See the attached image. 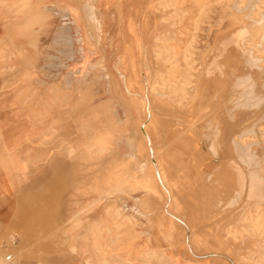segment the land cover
Returning <instances> with one entry per match:
<instances>
[{"label": "rangeland", "instance_id": "1", "mask_svg": "<svg viewBox=\"0 0 264 264\" xmlns=\"http://www.w3.org/2000/svg\"><path fill=\"white\" fill-rule=\"evenodd\" d=\"M97 4L0 0V247L264 264V0Z\"/></svg>", "mask_w": 264, "mask_h": 264}, {"label": "crops", "instance_id": "2", "mask_svg": "<svg viewBox=\"0 0 264 264\" xmlns=\"http://www.w3.org/2000/svg\"><path fill=\"white\" fill-rule=\"evenodd\" d=\"M97 1H98V4L96 6H97V11L100 13L99 16H102V17L124 16V15L112 14L115 11V9H112V7L113 8L118 7L119 0L116 3L114 2L109 3V0H97ZM3 193L5 192L0 191V194H3ZM150 240L155 242L156 240H161V239H160V236H155L154 234H152ZM162 250L163 252H166L165 258L167 259L166 261L167 264H203V263L209 264L206 261H195L194 262V261L187 260L184 257L183 253H180V252L178 253L176 250L172 251L170 247L162 249ZM155 251L161 252V250H155Z\"/></svg>", "mask_w": 264, "mask_h": 264}, {"label": "built area", "instance_id": "3", "mask_svg": "<svg viewBox=\"0 0 264 264\" xmlns=\"http://www.w3.org/2000/svg\"><path fill=\"white\" fill-rule=\"evenodd\" d=\"M0 264H17L15 257L5 245L0 247Z\"/></svg>", "mask_w": 264, "mask_h": 264}, {"label": "bare ground", "instance_id": "4", "mask_svg": "<svg viewBox=\"0 0 264 264\" xmlns=\"http://www.w3.org/2000/svg\"><path fill=\"white\" fill-rule=\"evenodd\" d=\"M147 16H148V15H147ZM92 17H93V16H92ZM92 21H93V20H92ZM95 25H96V24H95ZM93 26H94V25H93ZM230 38H231V37H230ZM230 38H229V39H230ZM224 39H225V38H224ZM232 40H233V39H232ZM142 43H143V42H142ZM142 45H143V44H142ZM249 51H250V50H249ZM233 57H234V56H233ZM233 61H235V60H233ZM247 62H248V61H247ZM213 65H214V64H213ZM198 73H199V72H198ZM233 74H234V73H233ZM230 75H231V74H230ZM235 80H236V79H235ZM129 88H130V87H129ZM142 96H143V95H142ZM147 103H148V102H147ZM197 105H198V104H197ZM146 106H147V105H146ZM148 107H150L149 104H148ZM148 109H149V108H148ZM199 110H200V109H199ZM196 113H198V112H196ZM150 114H151V113H150ZM150 114H149V115H150ZM149 115H148V116H149ZM193 115H194V114H193ZM146 117H147V116H146ZM152 117H154V116H152ZM150 120H151V119H150ZM153 120H154V119H153ZM197 120H198V118H197ZM146 121H147V120H146ZM201 124H202V123H201ZM202 126H203V125H202ZM190 127H191V126H190ZM193 128H194V127H193ZM140 129H141V128H140ZM263 130H264V129H263ZM141 131H142V129H141ZM145 132H146V131H145ZM142 134H143V136L146 137V134H147V133L144 134V132H142ZM239 135H240V134H239ZM244 136H245V135H244ZM197 137H198V136H197ZM146 139H147V137H146ZM198 139H199V138H198ZM237 141H238V140H237ZM198 142H199V141H198ZM210 144H211V143H210ZM246 144H247V143H246ZM232 146H233V145H232ZM240 146H241V145H240ZM260 146H261V145H260ZM147 149H148V148H147ZM150 149H151V148H150ZM261 150H262V149H261ZM198 153H199V152H198ZM155 157H156V156H155ZM155 157H154V158H155ZM158 157H160V156H158ZM248 157H249V156H248ZM232 158H233V157H232ZM253 159H254V158H253ZM155 160H156V159H155ZM152 162H153V161H152ZM154 162H155V161H154ZM256 163H257V162H256ZM156 165H157V164H156ZM139 168H141V166H140ZM162 169H163V168H162ZM138 170H139V169H138ZM142 170H143V169H142ZM156 170H157V169H156ZM156 170H155V171H156ZM159 170H160V169H159ZM163 171H164V170H163ZM156 172H157V171H156ZM158 173H160V172H158ZM157 175H158V174H157ZM160 175H163V174H160ZM210 176H211V175H210ZM158 177H159V176H158ZM158 179H159V178H158ZM237 179H238V178H237ZM239 179H240V178H239ZM234 182H235V179H234ZM241 182H242V181H241ZM243 185H244V184H243ZM240 186H242V185H240ZM238 188H239V187H238ZM239 195H240V194H239ZM234 196H235V195H234ZM236 196H237V195H236ZM236 196H235V197H236ZM233 198H234V197H233ZM232 200H234V199H232ZM164 211H165V210H164ZM227 216H228V215H227Z\"/></svg>", "mask_w": 264, "mask_h": 264}]
</instances>
